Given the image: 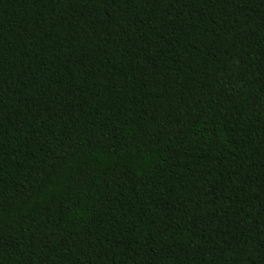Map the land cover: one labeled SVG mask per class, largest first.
Here are the masks:
<instances>
[{
	"label": "trees",
	"instance_id": "16d2710c",
	"mask_svg": "<svg viewBox=\"0 0 264 264\" xmlns=\"http://www.w3.org/2000/svg\"><path fill=\"white\" fill-rule=\"evenodd\" d=\"M0 264H264V0H0Z\"/></svg>",
	"mask_w": 264,
	"mask_h": 264
}]
</instances>
